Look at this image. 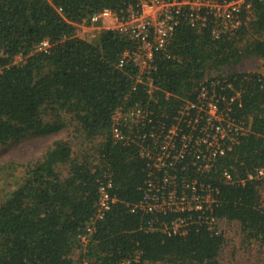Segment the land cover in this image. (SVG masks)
Masks as SVG:
<instances>
[{
  "label": "trees",
  "instance_id": "16d2710c",
  "mask_svg": "<svg viewBox=\"0 0 264 264\" xmlns=\"http://www.w3.org/2000/svg\"><path fill=\"white\" fill-rule=\"evenodd\" d=\"M137 2L0 0V149L55 134L68 127L66 116L91 143L76 152L71 141L56 138L39 157L10 161L24 175L0 202V264H225L231 238L205 224L193 223L185 234L147 230L151 219L171 221L199 212L133 211L146 195L149 173V159L138 144L149 141L139 136L157 132L161 122L175 123L185 100L197 99L201 82L217 79L227 85L225 91L218 86L227 99L240 92L231 113L249 125L248 131L210 172L190 170L187 176L218 189L214 213L239 224L242 244L264 247L263 182L248 178L264 167V74L227 72L249 56L264 59V0H251L235 34L218 37L210 20L193 24L189 10H183L167 49L155 53L152 79L158 89L153 94L136 82L138 70L124 56L137 48L136 41L114 29L89 39L75 36V25L94 13ZM43 39L52 42L51 51L30 55ZM18 54L23 62L10 65ZM118 109H141L147 119L117 124ZM116 127L123 139L115 137ZM183 173L178 166V182ZM158 175L162 179L165 169ZM102 185H109L115 201L83 246L80 236L95 215Z\"/></svg>",
  "mask_w": 264,
  "mask_h": 264
},
{
  "label": "built area",
  "instance_id": "2783aa9c",
  "mask_svg": "<svg viewBox=\"0 0 264 264\" xmlns=\"http://www.w3.org/2000/svg\"><path fill=\"white\" fill-rule=\"evenodd\" d=\"M251 0H138L120 10L103 9L94 13L90 19L76 24L75 36L89 39L103 29H114L136 41L135 50L126 51L124 56L133 61L138 73L136 82L143 84L149 94H153L158 86L152 79L155 68V53L167 49L173 32L178 24V16L183 10H189V20L193 24L205 26L210 20L213 25V35L235 34L242 25L244 10L250 11ZM61 12V8H58ZM53 44L49 39H43L32 49L30 55L48 53ZM24 56L18 54L12 64L23 62ZM8 67V65H6ZM4 66H0V74ZM201 82L200 91L195 101L185 100L177 111L176 122L167 126L161 122L157 132L139 136V139L149 141L141 145V155L146 156L148 179L146 195L143 200L133 205V211L143 209L147 212H175L193 215L179 216L171 221L151 219L147 222L148 231H160L166 234H185L193 224H205L216 234H226V224L217 217L214 206L218 203L219 191L211 184H205L197 177L187 176L190 170L197 174L208 173L215 166L219 157L231 150L238 135L248 131L249 125L232 116V103L237 95L227 99L224 93L218 92L227 88L220 79ZM233 87L232 82L228 85ZM224 105V106H222ZM134 118L146 120L147 115L141 109H131L122 112L116 110L114 119L133 121ZM152 122V121H150ZM115 137L123 139L124 135L116 127ZM129 140L130 138L127 137ZM148 139V140H147ZM180 166L183 173L181 182L177 181L175 171ZM165 169L162 179L158 172ZM224 176L231 179L227 171ZM249 179H260L264 184V167L249 173ZM161 184V186H160ZM159 187H158V186ZM109 185H102L96 202V212L91 218L86 233L80 236V242L86 246L96 228L97 221L105 216L115 201L109 192ZM121 264H133L125 260Z\"/></svg>",
  "mask_w": 264,
  "mask_h": 264
},
{
  "label": "rangeland",
  "instance_id": "374dc122",
  "mask_svg": "<svg viewBox=\"0 0 264 264\" xmlns=\"http://www.w3.org/2000/svg\"><path fill=\"white\" fill-rule=\"evenodd\" d=\"M92 38V37H90ZM254 72L264 74V59L256 56H249L243 59L236 66L227 70L232 72ZM217 77V75H213ZM67 128L47 136H30L20 142L3 146L0 149V202L21 182L24 169L22 167H11L10 161L13 159L22 160L26 158H37L51 145L56 138H65L74 144L76 152L88 149L91 145L85 137L75 131L76 124L69 116L65 117ZM261 199L264 203V184L261 187ZM226 232L229 235L230 244L223 252L225 264H264V247L257 242L252 244H242L241 228L237 223L226 224Z\"/></svg>",
  "mask_w": 264,
  "mask_h": 264
}]
</instances>
